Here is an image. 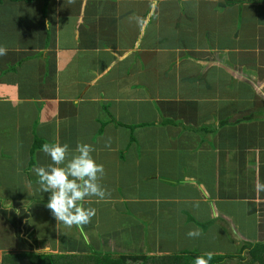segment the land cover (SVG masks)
<instances>
[{
	"label": "crops",
	"instance_id": "1",
	"mask_svg": "<svg viewBox=\"0 0 264 264\" xmlns=\"http://www.w3.org/2000/svg\"><path fill=\"white\" fill-rule=\"evenodd\" d=\"M0 45V264L205 252L252 264L264 0H0ZM57 140L93 145L105 169L110 196L85 202L96 215L82 229L57 224L33 171Z\"/></svg>",
	"mask_w": 264,
	"mask_h": 264
},
{
	"label": "clouds",
	"instance_id": "2",
	"mask_svg": "<svg viewBox=\"0 0 264 264\" xmlns=\"http://www.w3.org/2000/svg\"><path fill=\"white\" fill-rule=\"evenodd\" d=\"M7 53L8 49L0 45V57ZM41 151L50 158L51 163L36 166L33 171L38 178L40 192L50 194L47 209L57 224L82 229L96 215V209L85 207V202L92 197L105 200L110 196V192L101 184L105 169L93 157L94 146L77 142L72 150L68 143L57 140L43 143ZM187 235L197 238L200 232L193 229ZM212 259L213 253L205 252L194 258V264H210Z\"/></svg>",
	"mask_w": 264,
	"mask_h": 264
},
{
	"label": "trees",
	"instance_id": "3",
	"mask_svg": "<svg viewBox=\"0 0 264 264\" xmlns=\"http://www.w3.org/2000/svg\"><path fill=\"white\" fill-rule=\"evenodd\" d=\"M263 251V252H261ZM258 252V254L256 253ZM188 254V253H187ZM28 257L29 264H160L156 263L157 258L148 257L147 255H121L120 260L117 259H111L108 258V256H96L92 255L91 257H73L77 261L73 262L71 261L70 255L65 256H56V255H37L35 253H29L26 254ZM21 257H24L25 255H20ZM196 256L199 255H193L191 254V259H194ZM251 263L253 264L255 261H258L260 264H264V246L258 245L257 249H253L251 252H249V255ZM162 258V257H160ZM219 261L217 259H212L210 264H217ZM18 264V263H17ZM161 264H171L169 262H161Z\"/></svg>",
	"mask_w": 264,
	"mask_h": 264
},
{
	"label": "rangeland",
	"instance_id": "4",
	"mask_svg": "<svg viewBox=\"0 0 264 264\" xmlns=\"http://www.w3.org/2000/svg\"><path fill=\"white\" fill-rule=\"evenodd\" d=\"M192 264H194V262ZM231 264H235V263L234 262H231Z\"/></svg>",
	"mask_w": 264,
	"mask_h": 264
}]
</instances>
